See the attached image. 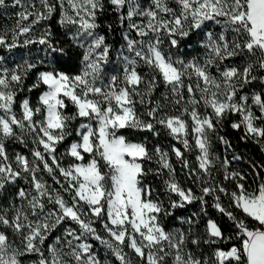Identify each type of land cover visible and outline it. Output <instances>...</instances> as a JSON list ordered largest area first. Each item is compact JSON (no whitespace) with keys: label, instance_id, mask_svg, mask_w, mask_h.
<instances>
[{"label":"snow or ice","instance_id":"obj_1","mask_svg":"<svg viewBox=\"0 0 264 264\" xmlns=\"http://www.w3.org/2000/svg\"><path fill=\"white\" fill-rule=\"evenodd\" d=\"M0 264H264V0H0Z\"/></svg>","mask_w":264,"mask_h":264},{"label":"trees","instance_id":"obj_2","mask_svg":"<svg viewBox=\"0 0 264 264\" xmlns=\"http://www.w3.org/2000/svg\"><path fill=\"white\" fill-rule=\"evenodd\" d=\"M243 150V149H242ZM248 151H251L250 149Z\"/></svg>","mask_w":264,"mask_h":264}]
</instances>
